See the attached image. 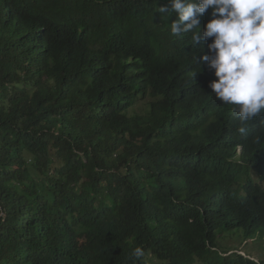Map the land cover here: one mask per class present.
<instances>
[{"label": "trees", "instance_id": "1", "mask_svg": "<svg viewBox=\"0 0 264 264\" xmlns=\"http://www.w3.org/2000/svg\"><path fill=\"white\" fill-rule=\"evenodd\" d=\"M160 6L0 0V264H264L220 248L264 243V115Z\"/></svg>", "mask_w": 264, "mask_h": 264}, {"label": "clouds", "instance_id": "2", "mask_svg": "<svg viewBox=\"0 0 264 264\" xmlns=\"http://www.w3.org/2000/svg\"><path fill=\"white\" fill-rule=\"evenodd\" d=\"M170 4L158 7V12L177 14L170 25L172 35L192 33L194 45L211 40L208 54L196 60L214 70L216 79L209 88L232 106L242 125L238 131L246 134L243 125L264 115V0H170ZM209 9L211 19L201 31V17ZM132 255L140 260L145 250L138 246Z\"/></svg>", "mask_w": 264, "mask_h": 264}, {"label": "rangeland", "instance_id": "3", "mask_svg": "<svg viewBox=\"0 0 264 264\" xmlns=\"http://www.w3.org/2000/svg\"><path fill=\"white\" fill-rule=\"evenodd\" d=\"M142 109L135 107L134 109L131 110V112H139L141 113ZM262 241H257L254 238L248 239L244 241V239L240 238L237 240L235 237H232L231 239L224 238L221 239L220 242V248H225L226 246H229L232 251L240 249V254L243 256H246L250 259L253 260H260L261 256L263 255L262 251V246H263Z\"/></svg>", "mask_w": 264, "mask_h": 264}]
</instances>
